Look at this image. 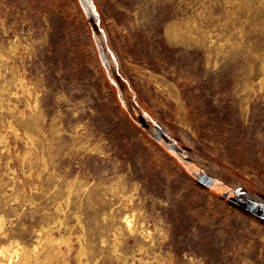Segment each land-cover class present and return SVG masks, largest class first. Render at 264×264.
<instances>
[{"label": "rangeland", "instance_id": "rangeland-1", "mask_svg": "<svg viewBox=\"0 0 264 264\" xmlns=\"http://www.w3.org/2000/svg\"><path fill=\"white\" fill-rule=\"evenodd\" d=\"M0 103V244L264 264V0H0Z\"/></svg>", "mask_w": 264, "mask_h": 264}, {"label": "bare ground", "instance_id": "bare-ground-1", "mask_svg": "<svg viewBox=\"0 0 264 264\" xmlns=\"http://www.w3.org/2000/svg\"><path fill=\"white\" fill-rule=\"evenodd\" d=\"M169 26V25H168ZM183 26V25H182ZM193 26V25H192ZM174 27L171 26V30L169 32V34H172L173 36L176 35V31L175 29H173ZM179 31V30H178ZM186 32V31H185ZM14 45V44H13ZM14 48V47H13ZM12 48V49H13ZM21 80V78H19ZM18 79V81H19ZM23 79V78H22ZM22 81V80H21ZM22 84V82H20ZM24 84V83H23ZM19 85V84H18ZM21 87V85H20ZM24 87V86H23ZM26 87V86H25ZM28 87V86H27ZM23 89V88H21ZM25 90V89H24ZM27 90V89H26ZM28 91V90H27ZM25 92V91H23ZM2 93V92H1ZM22 93V92H21ZM27 93V92H25ZM29 93V91H28ZM30 95V94H28ZM9 96V95H8ZM13 97H15L13 95ZM31 97V96H30ZM35 98V97H34ZM38 98V97H37ZM36 99V98H35ZM20 100V99H19ZM28 101V100H27ZM26 101V102H27ZM33 101V99H32ZM8 102V101H7ZM36 103V102H35ZM1 104V103H0ZM4 104H6L4 102ZM37 104V103H36ZM7 105V104H6ZM35 105V104H34ZM3 106V105H2ZM1 106V107H2ZM28 106V105H27ZM4 107V106H3ZM6 107V106H5ZM15 107V106H14ZM34 107V106H32ZM8 109V107H7ZM34 109V108H33ZM3 110V108H2ZM5 110V109H4ZM14 111V109H13ZM18 111V110H17ZM16 111V112H17ZM10 112V111H9ZM19 112V111H18ZM34 112V111H33ZM7 113V112H5ZM10 115V114H8ZM14 115V114H13ZM12 115V116H13ZM9 124V122H8ZM37 124V123H36ZM10 125V124H9ZM10 125V128L11 129ZM38 126V125H37ZM36 127V126H35ZM12 128H14L12 126ZM37 129V127H36ZM39 129V128H38ZM16 130V129H15ZM24 130V129H23ZM12 131V130H11ZM29 132V131H28ZM13 135L15 132H12ZM23 133V132H22ZM25 133V132H24ZM30 133V132H29ZM16 134V133H15ZM27 134V133H26ZM37 134V132H36ZM40 134V133H39ZM30 135V134H29ZM2 136V134H1ZM17 136V135H16ZM25 136V135H24ZM26 137V136H25ZM30 137V136H28ZM35 137V136H34ZM21 138V137H20ZM18 138V139H20ZM1 139H4V137L2 136ZM0 142H3L1 141ZM22 139V138H21ZM29 139V138H28ZM33 139V138H32ZM23 140V139H22ZM35 140V139H34ZM29 141V140H28ZM26 143V142H25ZM32 143V142H31ZM1 145V144H0ZM31 145V144H30ZM27 146V145H26ZM29 148V147H28ZM32 148V147H31ZM31 149L29 148V151ZM10 171V170H9ZM72 185V184H71ZM70 185V186H71ZM73 186V185H72ZM71 186V187H72ZM78 186V185H77ZM70 188V187H69ZM68 188V190H69ZM82 188V186H81ZM71 189V188H70ZM77 190V189H76ZM68 193H73V191H69ZM68 195V194H67ZM128 195V194H127ZM121 196V195H120ZM129 196V195H128ZM68 197V196H67ZM126 199V198H125ZM129 199V198H128ZM136 214L135 213H126L124 214V216L121 217V222L123 224L124 229L126 230V232L128 234L133 235L134 233H138V225L136 222ZM4 218L2 216H0V233H3V222ZM66 232L69 233V231L66 230ZM141 233L143 234V237H150L149 233L145 231H141ZM70 234V233H69ZM77 235V234H76ZM75 236V235H74ZM79 236V234H78ZM80 237V236H79ZM77 238V237H76ZM113 240V239H112ZM115 240V241H114ZM114 244L111 247L112 248V253H116L117 251V245L115 244V242H117L116 237H114ZM79 241V238L78 240ZM106 239L103 238L101 239V243L104 244L106 243ZM146 241V240H145ZM148 241V240H147ZM64 245L66 246V248H70L71 246V239L69 238V236L67 235H63L60 238H56L52 232L50 228H41L39 231H37V241H35L34 243H32L31 245H26L22 242H20L17 239H11L8 240L7 242L5 241L4 243L0 244V264H32V258L33 257H37L40 253L41 250L45 251V254L39 258V264H54V262H58L59 264H68L67 262H65L64 260H59V253H60V246ZM84 244H82L79 241V247L76 251V258L78 263L77 264H85L83 263L82 257L85 256V252H86V247L83 246ZM141 248V247H140ZM62 253V252H61ZM61 255V254H60ZM135 257V256H134ZM133 260V259H132ZM132 264V263H131ZM138 264H149L146 261H143L141 258L138 259Z\"/></svg>", "mask_w": 264, "mask_h": 264}]
</instances>
